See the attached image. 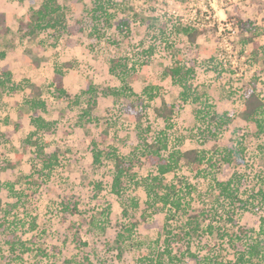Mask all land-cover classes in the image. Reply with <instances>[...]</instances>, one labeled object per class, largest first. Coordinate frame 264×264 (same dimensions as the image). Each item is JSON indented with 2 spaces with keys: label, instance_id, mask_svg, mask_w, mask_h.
I'll use <instances>...</instances> for the list:
<instances>
[{
  "label": "rangeland",
  "instance_id": "obj_1",
  "mask_svg": "<svg viewBox=\"0 0 264 264\" xmlns=\"http://www.w3.org/2000/svg\"><path fill=\"white\" fill-rule=\"evenodd\" d=\"M40 1L32 0L14 13L15 18L3 17L0 21V53H5L0 57V67L13 64L15 87L0 90V162L16 163V170H8L7 180L22 192H11L5 183L0 189V221L6 219L0 229V264L37 261L62 264L73 257L74 264H137L140 258L157 254L163 248L166 212L145 209L147 195L135 181H130L122 197L115 195L111 187L114 173L111 154L115 149L126 160L134 161L131 174L136 175V180L155 171L140 156L141 133L143 137H150L166 132L171 148L182 151L196 148L212 159L207 169L185 164L176 174L167 176L169 181L187 180L193 186L192 203L198 208L211 209L218 197L217 194L210 196L213 180L229 178L235 171L244 177L243 195H251L264 176L263 137L257 135L254 124L242 119L241 113L246 97L254 90L264 98V34H258L251 42L243 39L251 36L245 27L250 21L253 27L264 29V0H112L113 16L102 21L93 17L96 0H58L62 6L58 29L23 38L18 22L38 7ZM224 18L233 24L236 33L230 39L232 50L223 49L221 59V39L217 32ZM122 19L129 25L120 29ZM94 24L101 37L95 34ZM186 25L207 32L192 43L181 30ZM150 47H154L152 53L148 52ZM116 57L127 59L130 65L136 64L134 81L128 75L124 82L111 73L110 61ZM177 61L195 69L190 83L193 96L201 97L199 101L183 100L182 87L165 75L166 67ZM59 82L64 93L57 88ZM90 83L97 90V104L91 116H85L83 106L91 94L83 91ZM148 86L155 87L153 100L147 95ZM36 87L43 90L45 111H34L27 103L37 97ZM108 88H120L122 93L115 95L109 91L106 95L104 91ZM132 102L142 115L140 119L125 110ZM165 103L176 108L170 128L154 112L155 107ZM204 106L210 114H226L232 119L229 125L219 131L217 128L221 126L208 115L205 120L201 119L199 110ZM37 116H43L52 126L51 131L44 129L39 133L44 150L57 152L58 156L52 170L41 171L40 175L36 168L40 170L42 163L36 157L35 146L28 142L36 130L33 119ZM242 145L246 148V161L225 164L224 149ZM96 149L103 151L101 163L94 161ZM95 182L102 183V190L95 188ZM96 193L104 199L99 205L94 198ZM132 197L141 201L135 210L129 205ZM76 200L82 214L72 216L64 209L63 202L74 205ZM125 206L129 209L126 217ZM215 211L210 212L203 225L204 228L212 221L214 232L200 230L190 245L187 240L174 243L177 253L185 252L187 264H205L206 256L214 260L234 259L233 250L222 240V230L231 232L245 226L259 232L264 218L263 207L259 205L239 209L233 213V219L225 208L214 215ZM143 212L146 221L141 218ZM92 216L100 219L98 227L89 225ZM182 220L183 216L178 214L169 223L181 230ZM31 222L38 229L34 230ZM134 222L138 224L121 254L115 242L116 232L122 223ZM73 224L75 227H71ZM81 225H84L81 239H75L76 229ZM14 237L33 250L23 253L18 243L17 254L21 258L16 257L6 242ZM34 238L37 243L31 244ZM39 246L47 249L48 256L38 252ZM189 246L198 258L189 255Z\"/></svg>",
  "mask_w": 264,
  "mask_h": 264
},
{
  "label": "trees",
  "instance_id": "obj_2",
  "mask_svg": "<svg viewBox=\"0 0 264 264\" xmlns=\"http://www.w3.org/2000/svg\"><path fill=\"white\" fill-rule=\"evenodd\" d=\"M113 1L112 0H96L95 7L92 8L94 11L93 17L97 21H102L103 18L109 20L111 18L112 13L110 10L113 9ZM62 10V6L59 4L58 0H43L42 4L38 9L32 10L31 14L28 16L26 21L20 22L19 30L21 32V36L23 38H33L36 37L40 32L47 29H58V25L61 22V19L58 17L59 12ZM240 22L242 20L240 19ZM252 22H248L246 24V29H248L251 33V36L244 38V42L253 41L254 37L258 36V34H264V29H258L257 26L253 27ZM129 22L126 19H122L120 23V29H123L124 26H128ZM93 30L97 36L101 37L100 30L93 25ZM182 32L188 37L189 41L192 43H196L199 38L203 37L207 32L206 29L195 27L192 25H186L181 27ZM164 34V32H162ZM256 45L259 44L256 42ZM154 51V47H150L148 50L149 53ZM5 53H0V57H4ZM264 57V53H263ZM180 59V58H179ZM1 60V58H0ZM124 60V62H123ZM111 73L115 74L122 81H126V76L131 77V80L134 81L136 78V64L130 65L127 59H122L119 57L111 58ZM264 63V58H263ZM69 67L70 63L67 64ZM13 65L11 63H6L2 67H0V90L3 89H14L13 82ZM60 70H58L59 72ZM62 73V72H61ZM195 73V69L192 66H187L183 64V62L177 61L175 64L166 67L165 75L170 76L172 81L182 87L181 97L183 100L192 99L194 102H197L201 99L200 96L196 94L193 96L194 91H192V84L190 83L191 78ZM10 83L12 86H10ZM57 88L61 93H64L65 90L63 88L62 82L57 84ZM108 91H104V94H108L109 91L112 94L120 95L122 93L120 88H108ZM155 87L148 86L146 88L147 95L151 100L156 97L153 90ZM96 88L90 83L88 85V89L83 91V93L91 94L88 102L83 106V110L85 116H91L92 110L96 107L97 97L95 96ZM36 98H31L27 101L28 105L34 110H46V102L43 100V90L40 87L35 88ZM80 94L77 95V99H79ZM208 106L210 105L207 103ZM135 105L129 103L125 110L127 113L134 114L137 119L142 117L139 110H136ZM209 107H212L210 105ZM208 107L204 106L203 109L199 110L201 119H206L207 115L210 117L211 121H214L215 124L221 126V128H217L219 131H223L229 125L232 120L226 114H210ZM175 105L165 103L162 107H155L154 112L158 118L163 119L165 124L170 128L172 127V119L175 112ZM207 111V112H205ZM204 112V113H203ZM203 113V114H202ZM206 113V114H205ZM210 114V115H209ZM241 117L244 121L248 123H252L256 127V133L258 136L263 137L261 152L264 156V98L261 94L257 93L255 90L250 93L244 102V109L242 110ZM90 119V118H89ZM33 122L36 125V130L33 131L28 137V142L31 146H35L36 149V157L41 161L42 167L39 170L36 168V173L40 175L41 171L52 170L54 166V161H57V152L49 153L44 150V146L41 144L39 133L42 130H47V132L51 131V123L49 121L44 120L43 116H37L33 119ZM147 130H151L152 126H147ZM141 128V125H139ZM142 131V129H141ZM213 131V130H212ZM218 131V132H219ZM214 132V131H213ZM215 133V132H214ZM141 145L139 147V153L141 157H144L149 165L155 170L153 173L149 174L145 178H140V180H136V175L131 174V167L134 163L133 160H126V158L118 153L116 149L111 154L114 160V173H113V181H112V192L122 197L124 193L127 191V187L130 184V181H135L137 186H141L146 195L147 199L145 200L146 208L153 209L155 213L157 211L162 210L166 212L167 224L164 226L165 230V238L163 240V248H159L157 254L153 257L144 256L138 260L137 264H187L186 263V254L185 252L177 253L174 250V243L182 242L187 240L190 245L191 239L193 236L199 235L200 230L214 232V226L212 221L209 220L207 222V226L203 228L204 223L208 221V217L210 212L215 211L214 215L219 213V210L222 208L228 210L229 217L233 215V213H237L239 209L248 210L251 209V205H259L263 207L264 210V176L260 182V184L252 190L250 196H244L242 187L244 177L240 171H235L229 178L226 179H218L215 178L213 180V184H211L210 188V196L213 197L214 194H217L218 197L213 200V205L215 208L206 210L200 209L195 206L192 202V189L193 186L186 180L179 182H175L174 180H170L167 178L169 174H176L180 169L184 168V165H191L192 167L202 170L207 169L208 164L212 165V159L207 158L205 154L202 153L201 150L193 148L187 151H182L178 148H171L169 146V137L166 132H158L156 135H152L150 137H143L141 133ZM245 146L241 147H226L223 153V160L225 164L231 165L233 162L237 164H243L245 159ZM34 152V151H33ZM103 151L96 149L94 151V161L96 163L102 162ZM22 156L19 155V159ZM16 163L10 161H1L0 162V189L2 184L7 185L8 189L11 192L22 193L19 192L16 188L14 182H9L7 180L8 170L12 171L16 170ZM34 174V173H33ZM30 179V178H29ZM29 185L32 181L28 182ZM95 188L97 190H102V183L95 182ZM183 185V186H182ZM247 197V198H245ZM20 198V195H19ZM96 199V204L103 203V198H101L97 193L94 195ZM130 208L135 210L140 207L141 201L137 197H132L129 199ZM2 200L0 199V205ZM70 203V204H69ZM93 202H91L92 205ZM14 206L17 203L13 204ZM63 207L66 211L70 213V215H81L82 211L79 209V201H75L74 205H71V202H63ZM106 207L104 210L107 211L109 209ZM257 207V206H256ZM128 206L124 208V216H128ZM9 213V212H8ZM183 216L182 229L176 230V227L170 225V221L175 219L177 215ZM6 216V214H5ZM141 218L145 221L147 220L144 212L141 215ZM95 216H92L89 222L90 226L98 227L100 225V219L97 220ZM107 219V218H106ZM233 219V216L232 218ZM263 223L261 225L260 231L256 232L253 229H248L245 226H238L237 230L231 231H223L222 230V240L225 242L230 249L234 252V259L231 260H218V259H210V257H204L205 264H264V218L262 219ZM6 224V219L0 221V229L4 227ZM137 222L132 223L131 225H126L122 223L120 225L119 230L116 232L115 242L117 245V249L120 253H123L124 245L127 243L129 239H131L134 228L137 226ZM31 227L35 230L38 229V225L35 222H31ZM71 227H75V225H71ZM84 225L77 227V232L74 234V238L81 239L80 233L81 229H83ZM7 244L9 245V249L11 252L15 253V256L21 258L19 254H17V244H20L22 247L23 253H28L33 250L31 246H29L26 242L22 241L20 238L14 237V239L7 240ZM37 240L34 238L31 240V244H36ZM38 252L44 257L48 256V251L46 248L39 246ZM188 253L191 256H195V254L191 253L190 246L188 248ZM39 254V255H40ZM75 258H69L64 260L62 264H74ZM34 264H41L40 261L35 262Z\"/></svg>",
  "mask_w": 264,
  "mask_h": 264
},
{
  "label": "built area",
  "instance_id": "obj_3",
  "mask_svg": "<svg viewBox=\"0 0 264 264\" xmlns=\"http://www.w3.org/2000/svg\"><path fill=\"white\" fill-rule=\"evenodd\" d=\"M214 7V8H213ZM215 4H212V9H215ZM203 9L205 11H208V8L203 6ZM204 13V12H203ZM225 22L221 21L218 25V35L221 39V42H220V53H219V57L222 59V57L224 58L223 56V49H226V50H232L233 48V45L231 44L230 42V39L232 38V36L236 33V29H234V26L231 22H228L226 20V18H224ZM194 26V25H192ZM205 25H203L202 27H204ZM196 27V26H195Z\"/></svg>",
  "mask_w": 264,
  "mask_h": 264
},
{
  "label": "crops",
  "instance_id": "obj_4",
  "mask_svg": "<svg viewBox=\"0 0 264 264\" xmlns=\"http://www.w3.org/2000/svg\"><path fill=\"white\" fill-rule=\"evenodd\" d=\"M31 1L32 0H18L17 3H15L16 1H14V0H0V21L3 17L5 19L6 18L9 19L10 16L12 18H15L17 14H14V13L19 12V10H18L19 8L28 5L29 3H31ZM40 2H38V7H36L35 9H38L40 7L43 0H41ZM30 14H31V12L27 14L26 18L19 20L18 27L20 25V22L26 21ZM18 30H19V28H18ZM19 32H20V30H19ZM20 34H21V32H20Z\"/></svg>",
  "mask_w": 264,
  "mask_h": 264
}]
</instances>
